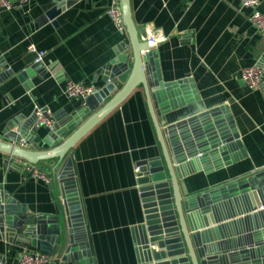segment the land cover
<instances>
[{
	"label": "crops",
	"instance_id": "crops-1",
	"mask_svg": "<svg viewBox=\"0 0 264 264\" xmlns=\"http://www.w3.org/2000/svg\"><path fill=\"white\" fill-rule=\"evenodd\" d=\"M111 1L31 0L21 7L0 6V62L2 71L13 72L0 79V138L10 120L20 115L31 118L38 105L54 115L70 113L81 105L84 100L66 93L68 79L99 89L104 86L98 70L119 55L120 45L130 39L128 31L120 30L109 15ZM130 3L133 19L143 30L141 38L156 30L166 35L156 46L164 79L189 78L200 96L167 113L162 124L226 106L247 152L221 169L184 178L185 193L209 190L264 168V88L252 89L242 77L244 68L264 58V32L251 21L252 9L242 7L240 0ZM259 10L264 14V0ZM30 43L46 51L43 62L49 69L43 78L30 77L34 85L28 90L18 74L36 62V53L28 49ZM50 130L43 125L34 135L42 139ZM72 152L96 263L136 264L131 227L145 217L137 163L162 154L144 88H136ZM15 163H21L20 159L0 151V188L14 194L32 215L55 214L61 200L56 181L51 187ZM22 248L0 239L5 264H18ZM51 264L61 263L54 260Z\"/></svg>",
	"mask_w": 264,
	"mask_h": 264
},
{
	"label": "water",
	"instance_id": "water-1",
	"mask_svg": "<svg viewBox=\"0 0 264 264\" xmlns=\"http://www.w3.org/2000/svg\"><path fill=\"white\" fill-rule=\"evenodd\" d=\"M121 1L130 39L98 70L104 86L70 113L55 114L54 128L42 139L34 135L35 114L15 116L0 138V151L41 167L52 180L49 185L56 181L61 194L55 214L32 215L14 194L0 188V239L11 247L32 246L55 254V263L97 264L72 149L142 86L162 154L137 163L145 217L131 227L136 264H264V168L209 190L185 193L184 178L221 169L247 152L226 106L162 124L167 113L200 96L189 78L164 79L156 47L148 37L141 38L130 0ZM258 64L264 88V58ZM3 67L0 62V79H7L13 72ZM48 69L36 61L18 78L29 90L34 85L30 77L43 78ZM22 139L27 146L20 144ZM15 165L23 168L24 162ZM0 264H5L1 252Z\"/></svg>",
	"mask_w": 264,
	"mask_h": 264
},
{
	"label": "built area",
	"instance_id": "built-area-1",
	"mask_svg": "<svg viewBox=\"0 0 264 264\" xmlns=\"http://www.w3.org/2000/svg\"><path fill=\"white\" fill-rule=\"evenodd\" d=\"M31 0H0V6L5 8L21 7ZM242 7H248L252 9L250 14L251 21L257 26V28L264 32V14L259 10L261 0H240ZM108 13L114 20L117 27L124 31L126 26L124 23V15L121 0H112L108 8ZM166 39V35L160 30L153 31L147 38L149 45L156 47L160 41ZM28 49L31 52L36 53V61H43L46 55V51L39 49L35 43H30ZM242 77L246 84L252 88H259L263 84V67L259 64L246 67L242 71ZM99 90L98 86L87 82H77L72 79L66 81V93L71 98H78L86 100L88 96L96 93ZM35 119L33 122L34 127H41L43 125L48 126L50 129L54 128L55 118L54 114L49 108L44 106H36ZM20 144L27 146V142L22 139ZM21 162H24L25 171L28 175L46 180L50 183L52 180L48 176V173L36 164H33L24 159L17 157ZM11 163V162H9ZM140 167L137 165L136 171L139 172ZM56 259L55 254L45 253L39 250H33L29 247H23L19 254L18 264H51Z\"/></svg>",
	"mask_w": 264,
	"mask_h": 264
}]
</instances>
